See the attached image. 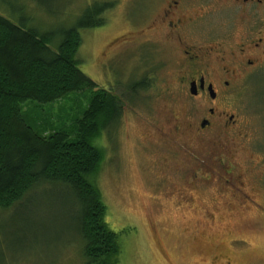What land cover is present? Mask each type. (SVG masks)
Returning a JSON list of instances; mask_svg holds the SVG:
<instances>
[{"label": "rangeland", "instance_id": "374dc122", "mask_svg": "<svg viewBox=\"0 0 264 264\" xmlns=\"http://www.w3.org/2000/svg\"><path fill=\"white\" fill-rule=\"evenodd\" d=\"M95 2L111 3L105 24L80 31L76 56L93 89L121 104L97 139L104 159L95 177L118 264H264V69L239 75L222 97L234 126L201 128L212 104L179 89V46L149 28L163 0H5L0 14L44 32L72 26ZM91 91L27 101L24 118L44 135L71 129ZM79 216L70 188L35 186L0 208V264H84Z\"/></svg>", "mask_w": 264, "mask_h": 264}, {"label": "trees", "instance_id": "16d2710c", "mask_svg": "<svg viewBox=\"0 0 264 264\" xmlns=\"http://www.w3.org/2000/svg\"><path fill=\"white\" fill-rule=\"evenodd\" d=\"M110 5L95 2L72 26L44 32L0 14V208L42 182L70 188L80 205L84 264H118L120 254L95 177L104 159L97 139L119 118L121 104L110 91L93 89L76 56L80 31L104 25ZM84 90H92L89 104L71 129L53 128L44 135L24 118L27 101L52 103Z\"/></svg>", "mask_w": 264, "mask_h": 264}, {"label": "flooded vegetation", "instance_id": "af4514ba", "mask_svg": "<svg viewBox=\"0 0 264 264\" xmlns=\"http://www.w3.org/2000/svg\"><path fill=\"white\" fill-rule=\"evenodd\" d=\"M149 28L179 46L172 72L179 89L212 104L199 126L202 121L203 128L212 121L234 126L236 114L221 108V99L239 75L264 69V0H163ZM211 32L216 34H203Z\"/></svg>", "mask_w": 264, "mask_h": 264}, {"label": "water", "instance_id": "95a60500", "mask_svg": "<svg viewBox=\"0 0 264 264\" xmlns=\"http://www.w3.org/2000/svg\"><path fill=\"white\" fill-rule=\"evenodd\" d=\"M211 96H213V95L211 94ZM205 124H207V122L206 121H202L201 124H200V127L203 128L205 126Z\"/></svg>", "mask_w": 264, "mask_h": 264}]
</instances>
